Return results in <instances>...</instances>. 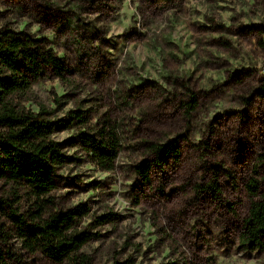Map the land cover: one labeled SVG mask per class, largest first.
<instances>
[{
    "label": "rangeland",
    "instance_id": "rangeland-1",
    "mask_svg": "<svg viewBox=\"0 0 264 264\" xmlns=\"http://www.w3.org/2000/svg\"><path fill=\"white\" fill-rule=\"evenodd\" d=\"M132 4L127 16L124 0H0V29L51 49L67 70L59 79L46 68L19 104L53 120L77 112L86 123L52 135L76 160L57 170L45 211L83 206L74 228L91 235L63 264H153L166 247L160 264H218L241 252L264 259L239 244L248 184L257 181L264 196V0ZM103 127H114L120 144L109 171L75 141ZM174 139L178 158L152 166L144 181L137 167L153 161L150 146ZM0 199L19 215L35 211L29 190L4 181ZM0 222L11 237L2 250L22 264H57L23 250L1 212Z\"/></svg>",
    "mask_w": 264,
    "mask_h": 264
},
{
    "label": "trees",
    "instance_id": "trees-1",
    "mask_svg": "<svg viewBox=\"0 0 264 264\" xmlns=\"http://www.w3.org/2000/svg\"><path fill=\"white\" fill-rule=\"evenodd\" d=\"M46 68L59 79L67 73L61 59L51 49L9 29H0V181L29 190L35 207V211L19 215L10 203L0 199V212L11 222L23 250L40 253L54 263L63 264L74 262V254L91 235L74 228L78 218L87 213L83 206L65 212L45 211L49 201L44 197L56 187L57 170L76 160L62 152L52 135L74 123L78 122L81 127L86 123L77 112H70L67 121L53 120L43 107L32 111L19 104L17 98L45 76ZM187 108L194 110V100ZM75 141L101 170L112 169L120 148L114 127L94 129L91 133L80 131ZM150 149L153 161L137 167V174L144 181L148 180L152 166L162 167L170 159L178 158L179 142L174 139L167 144L151 145ZM258 163L264 181V154L260 155ZM248 189L252 200L242 222L239 244L244 251H264V196L258 195L255 180L248 184ZM10 238L0 222V241L5 243ZM0 264L22 262L0 248Z\"/></svg>",
    "mask_w": 264,
    "mask_h": 264
},
{
    "label": "clouds",
    "instance_id": "clouds-1",
    "mask_svg": "<svg viewBox=\"0 0 264 264\" xmlns=\"http://www.w3.org/2000/svg\"><path fill=\"white\" fill-rule=\"evenodd\" d=\"M248 5H251L252 0H246ZM138 4H132L131 6H129V0H124V12L126 13L127 16H131L133 13H135L136 8L138 7ZM239 11H243L245 10L243 7L238 9ZM166 16H171L172 12L168 11L165 13ZM225 17H228L230 15H232V13H224L223 14ZM138 18V17H137ZM125 25L129 23V21L127 19H125L124 21ZM115 25H113V28L115 29ZM35 30V29H33ZM122 31V29H120ZM112 33H109V35H111ZM129 51H131V47L129 49ZM69 107H71V105H69ZM197 139H199V137H197ZM131 162V161H128ZM128 183H130L131 181H127ZM152 230V229H150ZM171 249L169 248H165L163 250V253L156 259L153 261V264H160V261L163 259L164 255H167V253L170 251ZM178 255V254H177ZM244 253L241 252L236 256H233L231 259L225 261L223 259L218 261V264H264V259L262 260H257V259H241L240 257L243 256Z\"/></svg>",
    "mask_w": 264,
    "mask_h": 264
}]
</instances>
